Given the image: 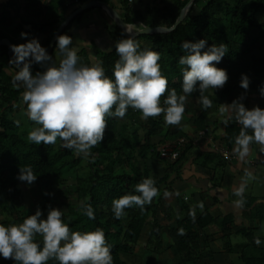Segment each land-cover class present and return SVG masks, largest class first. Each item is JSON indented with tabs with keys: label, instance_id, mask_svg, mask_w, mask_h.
I'll return each mask as SVG.
<instances>
[{
	"label": "trees",
	"instance_id": "16d2710c",
	"mask_svg": "<svg viewBox=\"0 0 264 264\" xmlns=\"http://www.w3.org/2000/svg\"><path fill=\"white\" fill-rule=\"evenodd\" d=\"M87 1L89 0H18L16 3L15 0H8L6 4L13 10L0 14V40L6 38L12 44L19 43L18 38L25 31L29 34L26 38L32 35L43 36L44 46L47 48L56 28L66 17L64 12L71 6H79ZM187 1L162 0L157 6L133 10L130 6L131 0H119L122 11L120 16L128 26L139 24V29L170 27ZM109 4L114 8L112 3ZM195 8L197 11L193 12ZM89 10L77 14L61 34H65L71 23L79 20ZM263 11L264 0H194L182 21L172 31L142 34L135 39L140 43L141 49L150 48L160 53L159 63L162 74L168 79V89H175L178 94L182 91L184 67L178 63L179 57L184 54L180 44L184 40L196 41L204 38L208 41V46L223 43L229 49L217 65L225 68L229 76L221 90L222 95L229 96L235 91L261 95L259 89L264 85V59L252 51L246 40L258 42L264 39V19H260ZM114 28L115 42L127 38L119 27L115 25ZM7 49V46L0 45V57L11 65L9 61L13 55L9 57ZM81 54L84 56L82 64H88L86 51L82 50ZM97 56L105 74L112 77L115 62L119 58L115 44L110 50H98ZM32 71L35 74L36 71H42V68L34 63ZM242 73L250 78L247 90L240 85ZM22 93V85H14L13 76L6 72L5 63L0 61V216L3 217L0 223L8 224L9 220L22 222L24 219L18 208L21 195L18 173L21 166L31 165L37 175L34 183L42 192L40 209L47 215L50 207L65 208L64 220L72 230L89 231L102 228L111 246L114 264H126L120 255L133 252L142 228L153 210L150 204H146L143 210L134 205L125 209L126 214L118 219L111 209L112 200L126 193H134L137 183L148 178L147 162L150 156L157 153L159 145H176L183 139L185 142L179 146L178 158L169 164L174 169L192 146L188 135L176 125H167L163 113L144 119L139 110L130 107L123 118L106 117L108 123L104 139L92 148L88 157L63 147L57 149L59 140L54 145H45L43 142L36 145L27 139L28 132L32 130L29 121L21 122L15 114ZM208 96L213 100L212 96ZM233 100L235 99H230L229 103ZM209 112L210 108L194 106L189 99L186 102L185 114L194 116L195 127L200 130L209 128L205 124ZM240 129L239 123L234 119L229 120L224 128L225 145L230 146L235 142ZM139 130L143 131L142 135ZM154 136H162L157 144L149 140ZM200 157L204 161L221 160H217L218 165L226 162L213 151L204 152ZM136 158L144 161L142 169L137 167ZM67 173L74 180L69 186L65 185ZM167 178L168 175L164 174L158 183L166 182ZM155 185L158 188V184ZM73 194L76 203L67 199V195ZM82 202L92 205L95 219H89L84 214ZM182 210L183 217L177 224L178 239L174 246L178 253H184V260H189L198 238L192 228H203L211 216L201 213L193 219L189 215L187 204H183ZM181 228L184 229L182 234ZM156 240V232H153L149 244ZM247 246L249 243L245 242L236 248L228 246L225 250L240 252L245 264H264V257L248 256L244 253ZM0 264L16 262L0 256Z\"/></svg>",
	"mask_w": 264,
	"mask_h": 264
},
{
	"label": "clouds",
	"instance_id": "9594fccd",
	"mask_svg": "<svg viewBox=\"0 0 264 264\" xmlns=\"http://www.w3.org/2000/svg\"><path fill=\"white\" fill-rule=\"evenodd\" d=\"M28 35L21 32L22 37ZM72 44V36L66 33L56 37L55 51L60 57L57 63L35 37L13 43L9 63L19 69L13 76V83L20 87L22 82L27 116L37 125L28 132V141L36 145L41 142L54 145L59 140L61 147L84 157L91 155L92 148L103 141L108 123L106 117L123 118L131 107L139 110L144 119L163 113L167 125H179L191 94L198 91L202 108L209 109L213 100L205 93L222 88L229 79L227 70L217 66L229 51L227 45L213 43L208 46L204 38L184 40L180 44L184 54L178 63L184 67L179 94L175 89H168V79L162 74L159 63L160 53L150 48L141 49L131 35L115 42L119 58L112 77L105 74L100 63L82 64L78 49ZM34 63L43 70L33 74ZM249 84V76L242 73L241 87L247 90ZM259 91L264 96V85ZM219 111L228 114L223 120L225 125L231 119L241 125L232 149L240 159L249 154L253 142L264 151V108L258 105L248 108L238 98ZM18 179L30 185L37 175L31 165H23ZM245 188L246 182L234 190L235 194L243 197ZM158 194L155 181L144 178L137 183L134 193L113 198L112 212L119 219L126 214L125 209L134 205L143 210ZM243 203V199L236 201L240 206ZM199 207L203 209L202 201ZM81 208L89 219H95L91 204L82 202ZM189 215L195 219V206ZM180 232L182 234L184 229ZM256 243H261L259 237ZM0 256L11 258L16 264H47L51 259L59 264H114L104 230H72L64 220L63 210L58 207H50L46 218L37 208L20 223H0Z\"/></svg>",
	"mask_w": 264,
	"mask_h": 264
},
{
	"label": "crops",
	"instance_id": "0c3cea01",
	"mask_svg": "<svg viewBox=\"0 0 264 264\" xmlns=\"http://www.w3.org/2000/svg\"><path fill=\"white\" fill-rule=\"evenodd\" d=\"M161 1L140 0V5H136L135 1L131 0L130 6L133 10L144 9L146 6H157ZM108 3H112L115 10L121 14L119 0H108ZM92 9L93 12L88 15V18L96 14L99 16V22L103 20L109 25H102L101 29L96 25L99 22H95V18L89 22L79 20L77 21L79 23L74 22L66 33L73 38L72 47L80 45L82 46L80 50L86 51L89 60L87 65L90 64V55L84 44H93L99 50H110L114 45L111 48H106L108 44L105 42L104 32L108 34L110 32L107 14L100 7ZM131 26H136V24ZM91 28V33H87V29ZM36 36L32 35L29 38H36ZM39 37L40 43L44 46L45 38L43 36L37 38ZM51 55L58 63L60 57L55 48ZM21 85L23 87V84ZM242 93L247 92L239 94ZM206 95L213 97L212 94ZM230 95L234 97L235 92H231ZM230 95L226 96L228 102L230 99L236 100ZM255 95L264 99V96ZM192 104L194 103L192 102ZM194 106L197 105L194 104ZM211 109L205 118V124L209 127L207 130L196 128L194 116L190 114H184L181 123L176 125L188 136L192 133L189 128L197 130L196 136L193 139L190 138L192 146L185 154V158L175 166L176 169L164 165L155 158L148 160V178H152L158 184L159 194L153 198L150 204L153 212L147 218L133 252L128 255H120L121 260L126 264H245L240 257V252L225 250L228 246L236 248L245 242L249 243V246L244 249L246 255L264 257V151L261 150L259 144L253 142L250 145L249 154L240 159L238 154L232 151L235 142L230 146L224 143L225 124L223 121H219V115L215 114V111L218 113L219 106H215L214 111ZM16 113H18L17 108L15 109ZM248 132L251 134V129ZM161 137L154 136L149 140L151 143L157 144ZM221 149L227 150L229 158H225L221 154ZM208 151L221 155L226 160L225 164L218 165V161H221L218 159V161L202 160L200 155ZM164 174L168 175L166 182L158 183ZM245 182L246 188L243 197L237 196L234 190ZM19 186L21 195L18 199V208L25 218L27 215L35 213L32 208L35 204L37 205L36 199L40 193L34 182L24 188L20 183ZM239 199L244 200L242 206L236 204ZM25 201H32L34 205ZM201 201L204 204L203 209L199 207ZM183 204H187L189 209L195 206V217L201 213L211 216L203 228H192L198 238L196 247L192 249V258L189 260H184V253H178L174 246L178 239L177 224L183 217ZM46 216L44 217L46 218ZM2 219L3 217L0 216V220ZM9 223L20 222L9 220ZM153 232H156L158 240L149 244V238ZM257 237L261 241L260 244L256 243ZM47 264H59V262L51 259Z\"/></svg>",
	"mask_w": 264,
	"mask_h": 264
},
{
	"label": "rangeland",
	"instance_id": "374dc122",
	"mask_svg": "<svg viewBox=\"0 0 264 264\" xmlns=\"http://www.w3.org/2000/svg\"><path fill=\"white\" fill-rule=\"evenodd\" d=\"M7 1L8 0H0V14H6L7 12H11L13 10L12 8H11L12 9L11 10L10 7L7 6V4H6ZM15 1H16V3L18 2V0H15ZM134 1H135V4L136 5H140V0H134ZM77 6L78 5H74V6H71L70 8H68L64 12V15L67 16L68 14H70ZM103 11L107 14V16L109 18V22H110V28H109L110 32H109V34H111V35H109L107 32H104V39H105V42L108 44V46L106 48H111V46L113 44H115V35H114V32L113 31L115 29L114 26L116 24H115L114 20L108 15V13L106 12V10L103 9ZM196 11H197V8H195L193 12H196ZM92 12H93V9L91 8L79 20L80 21L86 20V21L89 22L91 19L93 20L95 18L96 19L95 22H97V21L99 22V20H100V19H98L99 16L96 15V14L94 16L92 15V16H90V18H88V15L89 14L91 15ZM260 19H264V11L261 13ZM79 20H77V21H79ZM77 21H74V22L77 24V23H79ZM73 23H71V25ZM103 23L104 22L102 20V22H99L96 25L100 26L101 29L103 28L102 25H109L108 23H104V24ZM71 25H70V27H71ZM138 27H140L139 24H136V26H128V30L130 32H135V31L138 30ZM64 29H65V27H64ZM64 29L62 30V32L64 31ZM91 31H92V28L91 29H87V33H91ZM65 33H67V31ZM37 37L38 36H36V38ZM28 39H31V38L19 37L18 38V42L19 43L26 42ZM37 39L40 40V37L37 38ZM141 41L144 42L145 44H148L147 42H145L143 40H141ZM246 42L250 44V46L252 48V51L256 55H258L259 57H261V58L264 59V39H261L258 42H253L251 39H247ZM84 45H86V46H84L85 48L86 47L88 48V52H89V55H90V64L89 65H94V64L99 63V58L97 56V52L99 50L98 47H96L95 45L90 44V43L89 44H84ZM75 47L78 50L82 49L81 48L82 46H80V45H77ZM53 50H54V48H53ZM53 50L50 52V54L53 52ZM78 53H79V57H80V62L82 63V61L84 59V56L81 54V50L78 51ZM12 55H13V53H12ZM0 61L1 62L3 61L5 63V65H6V72L8 74L14 76L15 75V72H16L15 67H13L12 64L9 65L5 60L1 59V57H0ZM21 84H22V82H21ZM222 88H217L215 90H211L210 89V90H208L205 93V94H212L213 95V99H214L213 100V103H214L213 105L219 106V108L226 107L227 105H230L231 104V103L228 102V99L226 98V96L222 95V93H221ZM239 93H241V92L235 91L234 97H232L233 95L232 96L230 95V97L236 98V99L240 98L242 100V102L246 105V107H248V108L250 106L251 107H254L255 104H256V106L258 105V106L264 108V99L262 100V98L256 97L255 94H249V93L239 94ZM199 95L200 94L197 91V92H194L193 94H191L189 96V99L195 105H197V106H201V104L198 101ZM25 105L26 104H24L23 99H21L20 102L18 103V106H17L18 113H16V117L19 118L18 120L21 121V122L27 123V121H29V123H30L29 125L31 126L30 128L33 129L36 126V124L28 118V116H27V106H25ZM215 106H212L211 107L212 108L211 111L212 110L213 111L215 110V109H213ZM215 114L216 115H219V119H220L219 121H223L227 117V115H228L227 113H221L220 111H218V113H216V111H215ZM188 125H191V124H188ZM189 130L192 131V133L189 135L190 137L189 136L188 137H189V139L190 138L193 139L196 136V134H197V130L195 128H192V127L189 128ZM139 133H140V135H142L143 134V131L142 130H139ZM56 148L57 149H61L62 148L61 145H60V141L56 144ZM151 158H155V160H157L159 162H162L164 165H169L170 162H171L169 160H163V159L158 158L157 157V153L156 154H153L152 156H150V158L148 160H150ZM135 163H136L137 167H139L140 169H142L144 167V161L141 160V159H139V158H136ZM65 179H66L65 185H67V186L71 185L74 182L73 178L71 177V175L69 173L66 174V178ZM19 183H20V185H21L22 188H24L25 186L28 185L25 181H21V180H19ZM37 190L40 193V196H38L37 199H36L37 200V205L36 204L34 205V202H32V201L31 202L25 201L27 203H30L31 205H34L33 208H32L33 211H36L37 208H40V204H41V194H42V192H41V189H38L37 188ZM67 199L71 203H76V198H75V195L74 194L73 195H67ZM61 209L63 210V212L65 211V208H61ZM42 214H43V216H46L45 212H43V211H42Z\"/></svg>",
	"mask_w": 264,
	"mask_h": 264
},
{
	"label": "water",
	"instance_id": "95a60500",
	"mask_svg": "<svg viewBox=\"0 0 264 264\" xmlns=\"http://www.w3.org/2000/svg\"><path fill=\"white\" fill-rule=\"evenodd\" d=\"M194 0H188L187 3L183 6V8L180 10L179 16L177 17L176 21L174 24L170 27H161V26H155V27H144L142 29H139L135 32H130L128 30V25L123 21L121 18L120 14L106 1L104 0H89L79 6H77L70 14H68L65 19L58 25L56 28L55 32L53 33L48 46H47V51L50 53L56 43V37L61 34L62 30L64 27L79 13L91 9L94 7H101L102 9H105L108 15L114 20L115 24L117 27L120 28L122 31L123 35L128 38L129 35L133 36V38L142 35V34H150V33H162V32H170L172 31L184 18L185 14L187 13L190 5L192 4ZM12 43L6 39L3 38L0 40V45H5L7 46V54L9 57L12 56V49L10 47ZM13 67H15L17 70L18 67H16L14 64H12Z\"/></svg>",
	"mask_w": 264,
	"mask_h": 264
},
{
	"label": "built area",
	"instance_id": "2783aa9c",
	"mask_svg": "<svg viewBox=\"0 0 264 264\" xmlns=\"http://www.w3.org/2000/svg\"><path fill=\"white\" fill-rule=\"evenodd\" d=\"M184 142L185 141L183 139H180L176 145H161L157 148V157L169 161L176 160L179 155V146H181ZM220 152L225 158H229V153L226 149H221Z\"/></svg>",
	"mask_w": 264,
	"mask_h": 264
}]
</instances>
